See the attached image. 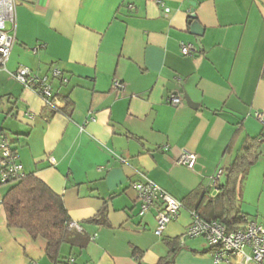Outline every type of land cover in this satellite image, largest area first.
<instances>
[{"label": "crops", "instance_id": "crops-1", "mask_svg": "<svg viewBox=\"0 0 264 264\" xmlns=\"http://www.w3.org/2000/svg\"><path fill=\"white\" fill-rule=\"evenodd\" d=\"M163 1L168 13L155 0H18L7 24L14 44L0 70V133L17 141L25 174L59 194L80 227L58 264H227L214 263L201 237L170 249L191 222L190 208L157 236L155 207L138 215L131 183L148 178L181 201L198 187L212 196L210 177L223 169L224 181L244 137L264 138L254 116H264V0ZM191 15L203 27L201 49ZM180 41L197 52L183 55ZM19 65L39 75L57 67L68 77L52 83L66 97L57 112L11 76ZM181 149L196 154L194 168L175 162ZM236 197L241 213L264 221V141ZM45 248L44 239L9 228L0 203V264H50Z\"/></svg>", "mask_w": 264, "mask_h": 264}, {"label": "built area", "instance_id": "built-area-1", "mask_svg": "<svg viewBox=\"0 0 264 264\" xmlns=\"http://www.w3.org/2000/svg\"><path fill=\"white\" fill-rule=\"evenodd\" d=\"M168 13L169 9L163 0H155ZM18 0H0V70L5 67L11 48L14 44L13 34L7 24L12 27L15 22V7ZM179 49L183 55H192L197 52V47L193 42H179ZM11 76L25 88L34 92L42 101L43 106L52 109H60L63 99L53 92L52 83L58 82L59 87L68 82V77L57 67H53L46 74L39 75L28 66L19 65ZM122 85L118 79H113L112 87L120 88ZM180 98L178 95L170 94L167 101L170 104H177ZM28 117H33L27 113ZM255 118L264 124V116L260 112L254 113ZM18 143L16 140L0 133V200L2 188L13 184L25 176L23 165L20 161ZM50 163H54V158H49ZM175 162L187 168H194L196 164V154L187 149H181ZM223 169H218L210 177V188L213 194L218 192V179L223 174ZM131 187L137 194L139 203L138 215L143 216L152 207H155V228L154 234L159 236L165 226L176 219L179 210L183 208V203L148 178L133 181ZM211 194V195H213ZM191 222L179 237V244L182 245L185 238L201 237L208 246L209 253L214 263L227 264H264V221L257 222L246 215H242L243 223L239 228L229 230L225 224L217 220H205L195 211H190ZM68 228L80 230L79 225L70 221ZM36 264V263H32Z\"/></svg>", "mask_w": 264, "mask_h": 264}, {"label": "trees", "instance_id": "trees-1", "mask_svg": "<svg viewBox=\"0 0 264 264\" xmlns=\"http://www.w3.org/2000/svg\"><path fill=\"white\" fill-rule=\"evenodd\" d=\"M193 22L197 20L189 16L188 26L190 27ZM261 77L264 78V66ZM48 110L49 114H53L59 109L48 108ZM241 133L242 129L238 126L225 149L227 152L234 148ZM263 141L262 136L246 135L237 156L225 169V178L218 184V192L210 196L207 188L198 187L182 201L183 206L195 211L205 220H217L225 224L229 230L239 228L243 223L242 215L245 214L241 213L238 207L236 185L238 179L257 160V149ZM0 203L5 212L7 226L25 230L32 239L38 237L44 239L46 260L50 264L60 263V248L69 239L70 231L75 229L68 228L71 220L62 197L34 174H26L8 186ZM167 245L170 249L177 248L178 239L167 242ZM171 262L161 259L157 264H171Z\"/></svg>", "mask_w": 264, "mask_h": 264}, {"label": "water", "instance_id": "water-1", "mask_svg": "<svg viewBox=\"0 0 264 264\" xmlns=\"http://www.w3.org/2000/svg\"><path fill=\"white\" fill-rule=\"evenodd\" d=\"M190 4L194 5V2H190ZM191 18H194L193 15L190 16ZM189 33L191 35L196 36V43L199 49H201V44L199 42V37L203 35V27L199 24V22H193L191 23L189 27ZM186 103L193 108H197V103L193 102L187 94L184 95Z\"/></svg>", "mask_w": 264, "mask_h": 264}, {"label": "rangeland", "instance_id": "rangeland-1", "mask_svg": "<svg viewBox=\"0 0 264 264\" xmlns=\"http://www.w3.org/2000/svg\"><path fill=\"white\" fill-rule=\"evenodd\" d=\"M7 188H8V186L4 187L3 189H7Z\"/></svg>", "mask_w": 264, "mask_h": 264}]
</instances>
